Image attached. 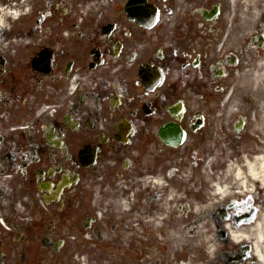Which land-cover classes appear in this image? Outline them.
I'll use <instances>...</instances> for the list:
<instances>
[{"label":"flooded vegetation","instance_id":"flooded-vegetation-1","mask_svg":"<svg viewBox=\"0 0 264 264\" xmlns=\"http://www.w3.org/2000/svg\"><path fill=\"white\" fill-rule=\"evenodd\" d=\"M144 1L31 0L16 23L29 31L0 38V264H48L58 222L63 248L86 246L109 241L124 207L141 219L204 204L208 168L245 151L264 5ZM253 196L264 229V186ZM228 200L244 197L226 198L216 225ZM228 245L225 264L257 261L252 243Z\"/></svg>","mask_w":264,"mask_h":264},{"label":"bare ground","instance_id":"bare-ground-1","mask_svg":"<svg viewBox=\"0 0 264 264\" xmlns=\"http://www.w3.org/2000/svg\"><path fill=\"white\" fill-rule=\"evenodd\" d=\"M17 15V14H16ZM2 26L7 28V17L5 15H2ZM235 173L237 176L242 178V181L245 183V177L244 175L246 173H249V176L260 180L264 176V155H260L256 158H254L251 161H245L244 168L241 169H235ZM219 193H223L224 189L221 187H216ZM153 221L156 224H160V220L158 218H154ZM185 223V221H184ZM179 223L175 222L172 224L168 231V238H169V244H164V246H168V252L167 256L164 258L168 260V264H196L198 261L203 260V253H204V245L200 244H193L194 240L197 239V236L195 237H187L186 228H179ZM244 233V230L241 231ZM123 240L125 242V250L128 252L131 248L134 250L138 247H141L143 245L141 240V236L138 235V232L135 228V226L123 233ZM189 243H191L189 245ZM214 245H206L207 250L213 249ZM151 258H154V254H151ZM121 264H129L127 260L121 261Z\"/></svg>","mask_w":264,"mask_h":264},{"label":"rangeland","instance_id":"rangeland-1","mask_svg":"<svg viewBox=\"0 0 264 264\" xmlns=\"http://www.w3.org/2000/svg\"><path fill=\"white\" fill-rule=\"evenodd\" d=\"M26 29H28V28H26ZM24 33H26V32H24ZM262 116H264V112H263V114H262ZM260 146H258L257 147V150H261V152H259L260 154H264V144H259ZM240 164H241V162H240ZM174 219H181V220H185V221H187L186 223L187 224H190V223H195V220H194V217H193V215L192 214H187V215H184V216H178L177 218H174ZM115 225V224H114ZM182 227H184V225H182ZM180 228V227H179ZM190 234H188V232H187V236H192V237H195V236H197V239L196 240H194L193 242H191V243H193V244H197V245H200V243H198L199 241H200V238H201V235L198 233V229H196V226H193L190 230ZM197 233V234H196ZM123 234H121L120 232H111V234H110V236H109V241L108 240H104V241H102V242H100L101 244L102 243H108L109 242V245H111V247H113V249L114 250H117V251H119V252H121L122 254L124 253L123 251H124V240H123ZM206 236H208V235H206ZM144 240L145 241H148L149 242V238L148 237H145L144 238ZM191 243H189V245L191 244ZM155 245H151L150 244V246H154L153 247V250L155 251V252H163V251H166L165 249V247H163V245H162V243H154ZM202 244V243H201ZM162 249V250H161ZM104 253V252H103ZM165 253V252H164ZM164 253H161V254H164ZM100 255H104V254H102V253H99ZM71 255V252H70V254H69V256ZM94 260H95V258H94ZM163 260H165V259H163ZM119 261H121V259H120V257H119ZM99 264H118V261L117 260H115V259H109V260H107V259H102V260H100L99 261Z\"/></svg>","mask_w":264,"mask_h":264}]
</instances>
